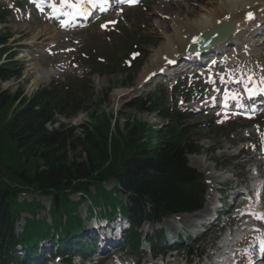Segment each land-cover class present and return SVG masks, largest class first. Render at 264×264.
Here are the masks:
<instances>
[{
	"label": "rangeland",
	"instance_id": "rangeland-1",
	"mask_svg": "<svg viewBox=\"0 0 264 264\" xmlns=\"http://www.w3.org/2000/svg\"><path fill=\"white\" fill-rule=\"evenodd\" d=\"M213 1L218 0H167L161 1L162 5L157 0H148L138 8L118 9L86 26L64 32L58 30L53 24L47 26L43 24L42 17L41 23H38L33 18L35 16L29 12L26 3H19L17 0H3V3L10 8L11 15L8 16L5 25H0V34L2 36L10 35L11 38L8 40L6 47L12 50L10 53L15 52L17 54L16 61L22 72L19 78L0 82V93L6 98L14 97L17 101L16 105L23 100H27L43 88L50 89L52 84L55 85L54 87H58V85L74 83L70 81L86 82V88L83 95H81L82 109L79 113L69 118L59 116L58 119L62 126L45 127L48 131H69L70 142H74L75 136L79 133V128L86 125L88 116L94 109L92 103L106 89L111 90L108 102L102 104L99 111L114 114L124 113L122 115L123 119L119 121L120 128L123 127V122L128 116L153 126L164 127L167 122L160 118L158 114H152L145 109L137 111L128 108L127 105L134 98L144 97L147 93L152 92L156 87V83L159 82L158 79H154L155 76L163 75L164 68L169 60L171 61L174 58L176 60L178 57L183 56L184 46L180 47L178 43L171 44V39H174L175 33L179 32V29L189 34V31L192 30L189 25L202 18L205 15L203 13L209 8V3ZM168 8H170V11H166ZM262 8L264 9V5ZM262 13H264V10ZM102 25L105 27H102ZM45 26L47 29H45ZM261 41L262 35L256 34L254 36L256 50L249 55V62L243 61L259 78L261 69H264V48L260 46ZM130 43L136 45L138 54L134 53L129 57L127 59L130 61L128 64L121 63L120 61L126 58L121 51ZM244 46L239 47V51H242ZM231 47L229 45L227 49ZM236 53L238 52H229L228 63L234 64L233 55ZM104 55L110 57V60L116 63V72L102 76L92 74L89 59H102ZM238 60L241 62V59ZM234 70L238 75L237 68H234ZM145 75L149 81H146ZM150 75H153V78ZM178 78L181 81V84L178 85L179 91L174 90L176 101L175 98H172L170 105L175 104L182 111L185 118L181 120L180 124L190 125L192 130L190 141L199 148L197 154L189 155L186 159L188 165L204 177L207 187L205 204H207L208 195H212V202L217 205L216 200L221 198L219 192L228 195V189L234 188L237 181L241 182L242 187L249 186L250 169L259 163L257 159H259L258 155L261 151L264 113L251 123L238 121L224 124L222 119L220 121L216 119V122H214L213 113L211 116L206 115L202 110L201 103L198 104V100H194L198 98V93L204 94L203 86H188L189 81L182 74ZM171 87L172 82L166 88L171 89ZM183 100L186 103H183ZM66 150V156L72 155V161L76 165L86 162L85 155L78 152L76 146L72 148L67 146ZM17 168L21 170L24 167L18 163ZM45 169L41 164L38 167V172L43 173ZM223 171L226 174H223L222 179L227 177H229V180L231 179L228 184L222 183V180L216 181L214 179ZM1 175L4 177V172L0 170V181H2ZM56 184L58 186V183ZM112 186V183H107L104 188L109 190ZM69 198L74 201L77 196L70 195ZM119 199L127 204L124 197L120 196ZM222 199L221 207L224 205L226 207L224 210L229 212L227 210L230 198H225L222 195ZM33 200L43 206V209L36 210L37 218L40 220L42 217L48 219L49 197L40 195L35 190L19 193L17 197L18 202H31ZM86 210L87 204L82 205L79 209V216L83 218V221L86 217ZM177 216H181V220L176 221L179 234L185 237L187 235L185 229L188 228L185 226V220L193 216ZM24 217L29 216L24 215ZM164 221L166 220H163L161 224ZM17 225L19 227V222ZM221 225L216 227L213 233L210 231L199 241L187 240L186 246H183L177 253L179 258L183 260L195 258V254L203 251L206 243L211 241L216 233L215 231L220 229ZM89 226L91 224H87V227ZM158 229V227L154 228L153 225H143L139 232L141 235H151ZM165 232L166 236H171L170 233L162 230L163 234ZM189 250L192 251L191 254H189ZM139 251L144 254L143 258L149 259V249L144 241L139 247ZM136 254L129 251L128 255L134 256ZM114 255L115 259L108 260L107 264H113L116 259H128L126 253ZM77 262L78 260H75L74 264ZM176 262H179V259Z\"/></svg>",
	"mask_w": 264,
	"mask_h": 264
},
{
	"label": "trees",
	"instance_id": "trees-1",
	"mask_svg": "<svg viewBox=\"0 0 264 264\" xmlns=\"http://www.w3.org/2000/svg\"><path fill=\"white\" fill-rule=\"evenodd\" d=\"M7 14L0 8V24H5ZM6 38L0 35V61L6 56L0 65V81L21 74L18 63L13 61L14 54L4 47ZM77 91L78 87L75 91L42 89L13 110L16 99L0 93V167L10 180L21 186L33 185L38 191L52 196L50 213L56 233L59 230L61 236L70 237L78 233L81 220L76 212L85 199H89L91 205L101 207L106 216H109L106 206L109 205L113 212L119 207L133 223L143 218L155 221L174 213L191 212L200 206L201 177L186 166L183 157L190 149L185 130L170 126L161 132L146 123L128 119L123 134L117 120L114 127L111 126L112 114L96 113L94 108L88 124L80 127L75 136V143L70 142L69 131H46L44 125L57 122L55 114L68 117L82 109ZM107 92L95 101V107L107 101ZM156 97L148 99L153 111L158 105L159 97ZM144 104L133 101L129 106L142 108ZM67 146H76L78 152L85 155L86 162L76 165L72 155L66 156ZM18 163L24 167L19 172ZM41 164L46 168L43 173L38 172ZM110 180L117 185L114 192L127 196L128 210L112 197L111 192L102 188V184ZM91 187H94L95 195L90 193ZM19 190L0 182V264H19V259L12 254L16 244L29 246L37 238L50 237L49 226L33 221L37 223L34 225L30 221L23 233L15 238L13 225L20 213L30 212L34 216V210L40 206L33 201L18 203ZM67 193H80L83 197L79 202H71ZM62 215L66 217V225L62 224ZM63 247L80 249L79 245L69 243Z\"/></svg>",
	"mask_w": 264,
	"mask_h": 264
},
{
	"label": "bare ground",
	"instance_id": "bare-ground-1",
	"mask_svg": "<svg viewBox=\"0 0 264 264\" xmlns=\"http://www.w3.org/2000/svg\"><path fill=\"white\" fill-rule=\"evenodd\" d=\"M263 5H264V0H221V1L218 0L216 2L213 1L212 3H209L208 6L209 8H207L205 13H203L205 15H203L202 18L197 19V21H195L192 25H189V28L192 29L191 31H189V34H187L186 31L182 32L180 31L182 29H179V32L175 33L174 39L173 38L171 39V44L174 43L175 45V43H178L180 47L184 46V48H186L192 39H194L195 37H199L203 33L208 32L211 28L215 27L217 24L226 21L223 18H226L227 21H229V23H231V25L235 28L234 33L225 42V43L228 42L227 44L220 43L219 45L213 47V48H217L216 51L203 54L202 55L203 57H198L195 60L192 58V56H190V58L192 59L188 61V64H183L181 70H179L180 68H177L176 66L173 67L169 71L168 76L172 74L176 76L179 73H181V71H187L188 69H186V66H189L190 63L194 64L195 66H200L198 60L201 58H203L205 61L206 59L220 60V57L222 58V55H224V53H227L228 51H232V50L236 51L238 50L239 47L244 45L245 46L242 47V51H246L247 54L246 56H241L240 59L242 60V62L243 61L247 62L248 60L247 56L250 53L255 52L256 50L254 36L256 34L257 35L264 34V32H260L264 29V13H262L264 10L262 8ZM169 9L170 8H168V10L166 11H170ZM249 13H251V18H249L248 15ZM34 16L35 17L33 18L38 23H41L40 18L37 17L36 15ZM45 29H47V27ZM229 45L232 47L230 49H227ZM212 66L216 67V70L222 67L221 64H219L218 62H216V64ZM223 66H226V64H224ZM158 80L160 82H164V80L161 81L159 78ZM221 178H222V174H219L218 176L214 177L216 181L221 180ZM207 199L210 205V202L212 201V195L210 196L208 195ZM209 205L206 206L203 209V211H201L198 215H195L193 217H188L185 220V224H186L185 226L189 227L190 229V228H194L195 224L202 223V220L205 218V216L209 214ZM112 226L114 227V229L99 233V239H100L99 250L105 251L106 249L113 247L117 244L119 240L118 235L120 234L121 231L124 230V226L120 228V226L118 224L115 225V223H112ZM161 228H164L167 232L170 231L172 233V236L169 238L167 242L170 245H176L178 239L177 236L178 231L177 233H175V229L176 228L178 229V227H175V222L174 221L164 222L162 223ZM231 244L232 245L227 244V239H224L223 242H221L219 245L221 246V250H222L220 254H223V256L226 257H230L235 252L233 247L230 248L231 246L234 245L233 243Z\"/></svg>",
	"mask_w": 264,
	"mask_h": 264
},
{
	"label": "snow or ice",
	"instance_id": "snow-or-ice-1",
	"mask_svg": "<svg viewBox=\"0 0 264 264\" xmlns=\"http://www.w3.org/2000/svg\"><path fill=\"white\" fill-rule=\"evenodd\" d=\"M96 0H75V3H68V0H62V5L66 4L67 7L72 9L71 15H84L86 12V8L84 7L85 4H95ZM137 0H119L120 4H135ZM104 3H107V0H104ZM54 12H58L59 9L53 7ZM68 14V13H66ZM249 18H251V13L248 14ZM64 26L63 24L61 25ZM102 27H105L102 25ZM195 42V41H194ZM167 59V58H166ZM172 63V61H168ZM236 83L242 84L244 91L249 99L253 98L258 93H264V69H261V76L259 81L257 82L255 73L248 69L247 71L241 70L238 73V78L235 80ZM259 85V86H258ZM231 95V99L237 102V106H242L239 104L238 94H230L228 92L225 93V98ZM252 215L251 213H249ZM255 219L261 220L264 222V217L254 216ZM255 231H260L259 229H254ZM259 247L261 251H264V240L259 241Z\"/></svg>",
	"mask_w": 264,
	"mask_h": 264
},
{
	"label": "water",
	"instance_id": "water-1",
	"mask_svg": "<svg viewBox=\"0 0 264 264\" xmlns=\"http://www.w3.org/2000/svg\"><path fill=\"white\" fill-rule=\"evenodd\" d=\"M224 27L227 28V31H226V32H224V29L221 31V29L224 28ZM215 31H216V32L221 31V34H222V32H223V34L220 35L218 38H216V40H214V41L212 42V44H217V43H219V42L224 41L226 38H228V36L233 32V28H232V27L230 28L229 26H226V24L218 25L217 27L212 28L208 33L202 35V36L198 39V41L196 42V45L201 44V43H202L207 37H209V36H210L212 33H214ZM213 39H214V37H213ZM196 45L191 46V47L189 48L188 52H191V51H194L195 49H197L198 47H197Z\"/></svg>",
	"mask_w": 264,
	"mask_h": 264
}]
</instances>
